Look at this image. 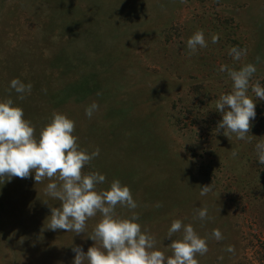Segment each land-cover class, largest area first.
<instances>
[{"label":"rangeland","instance_id":"obj_1","mask_svg":"<svg viewBox=\"0 0 264 264\" xmlns=\"http://www.w3.org/2000/svg\"><path fill=\"white\" fill-rule=\"evenodd\" d=\"M198 30L207 47L190 54ZM233 46L247 55L233 60ZM247 63L257 68L251 83L264 86V0H0V101L22 108L37 137L53 112L72 119L79 147L100 150L83 172L105 175L98 192L113 180L129 187L137 222L166 256L167 231L180 219L207 238L199 264H264V164L255 148L264 100L255 101L251 142L216 130V100L232 90L219 69ZM14 78L33 86L24 100L10 89ZM34 176L0 184V264H73L72 247L94 246L88 235L101 216L80 235L47 230L49 206L60 204L45 193L50 181ZM204 207L211 219H194ZM116 214L132 211L118 205ZM213 229L224 239L211 238Z\"/></svg>","mask_w":264,"mask_h":264},{"label":"clouds","instance_id":"obj_2","mask_svg":"<svg viewBox=\"0 0 264 264\" xmlns=\"http://www.w3.org/2000/svg\"><path fill=\"white\" fill-rule=\"evenodd\" d=\"M219 36L213 34L212 43H218ZM190 54L207 47L202 30L196 31L186 42ZM233 60L240 61L247 55V50L236 46L228 53ZM259 61V57H257ZM221 72H227L232 81V90L221 94L216 100V111L222 114L217 132L224 129L223 135L229 139L235 134L239 140L251 142L249 136L251 121L256 117V99L264 100V86L257 81L251 83L257 68L252 63L244 64L238 70L222 65ZM32 84L23 83L19 78L10 82V89L15 90L18 99L24 100L31 94ZM249 90L254 94L249 96ZM98 105L93 102L86 107L85 114L91 118ZM75 122L65 114L53 112L51 121L44 126L39 137L35 127L24 118L23 109L14 106L11 98L0 101V184L14 177L29 178L34 172L35 182L47 184L45 193L59 201V207H50L51 214L47 230H65L75 235L85 233L86 222L99 213L101 219L88 237L94 246L84 252L80 246H73L75 253L73 264H199L197 255L208 252L207 238H202L192 224L185 225L180 219L172 221L166 237L171 239L167 246L171 255L158 250L154 235L137 221L138 207L129 187L113 180L108 190L97 191V185L103 184L105 175L99 172L84 173L85 166L99 155L97 148L91 153L81 149L78 138L73 135ZM258 162L264 164V140L255 145ZM236 156L235 151L232 152ZM213 191L212 184L200 186V195L205 196ZM48 204L47 201H44ZM125 207L132 211L128 218L117 216L116 207ZM160 207L159 203L156 205ZM201 221L211 219L206 207L197 209ZM177 233L181 238L172 239ZM211 238L223 240L219 229H213ZM226 251L234 253V246L229 245Z\"/></svg>","mask_w":264,"mask_h":264}]
</instances>
